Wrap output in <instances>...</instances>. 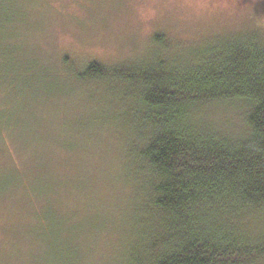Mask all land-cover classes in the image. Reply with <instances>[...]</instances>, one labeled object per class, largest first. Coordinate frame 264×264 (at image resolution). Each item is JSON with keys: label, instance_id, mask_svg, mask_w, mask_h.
<instances>
[{"label": "rangeland", "instance_id": "rangeland-1", "mask_svg": "<svg viewBox=\"0 0 264 264\" xmlns=\"http://www.w3.org/2000/svg\"><path fill=\"white\" fill-rule=\"evenodd\" d=\"M10 2L0 44V174L12 166L24 173L28 162L41 159L51 176L24 187L1 177L0 245L19 234V247L26 246L21 264H47L30 238L48 208L54 219L66 214L80 221L81 233L69 236L64 251L70 264H130L139 238L131 209L136 188L126 170L137 165L143 105L135 86L118 78L81 77L87 64L138 69L159 57L180 63L213 38L264 30V0ZM155 34H164L163 42ZM204 111L202 119L214 125L227 127L235 117L222 103ZM60 186L69 198L57 199Z\"/></svg>", "mask_w": 264, "mask_h": 264}, {"label": "trees", "instance_id": "trees-1", "mask_svg": "<svg viewBox=\"0 0 264 264\" xmlns=\"http://www.w3.org/2000/svg\"><path fill=\"white\" fill-rule=\"evenodd\" d=\"M10 1L0 0V44L7 18L4 5L10 7ZM164 37L155 34L154 40L163 42ZM7 38V46L13 47L16 36ZM167 61L159 57L156 65L135 69L92 60L81 76L129 83L143 105L136 123L137 165L131 174L129 167L126 170L136 188L131 209L137 211L134 227L139 238L130 264H260L264 30L230 32L188 53L180 63ZM221 103L235 111L237 120L226 127L202 119L206 107ZM40 160L28 162L24 173L21 166H12L0 179L7 176L17 187L46 181L51 174ZM62 186L55 193L58 200L68 197L69 189L64 192ZM44 213L37 216L30 239L39 244L42 261L70 264L64 251L71 246L69 236L81 233L76 228L80 221L71 223L66 214L54 219L48 208ZM12 237L14 243L3 239L0 245L7 247L0 264H21L24 259L20 251L26 246L19 247V234Z\"/></svg>", "mask_w": 264, "mask_h": 264}]
</instances>
